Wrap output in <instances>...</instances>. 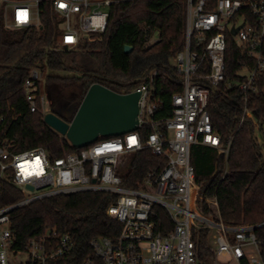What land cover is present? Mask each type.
Returning a JSON list of instances; mask_svg holds the SVG:
<instances>
[{"label": "built area", "instance_id": "1", "mask_svg": "<svg viewBox=\"0 0 264 264\" xmlns=\"http://www.w3.org/2000/svg\"><path fill=\"white\" fill-rule=\"evenodd\" d=\"M40 1L0 0L6 27L38 26ZM50 1L61 20L55 49L60 50L75 49L83 39H102L115 0ZM234 28H238L235 36ZM229 35L253 62L239 74L240 80L226 75ZM184 38L183 49L173 58L182 91L172 98L171 117H156L161 101L156 92L159 70L155 69L132 91L140 92L135 132L101 139L53 159L43 148L16 151L5 133L0 136V177L25 195L23 201L0 209V264H70L67 258L74 243L57 230L31 239L24 250L14 248L10 213L40 199L86 191L118 195L108 215L121 229L115 237L93 238V256L80 264H264V221L225 225L218 199L202 193L191 163L194 145L229 156L231 141L223 145L207 111L211 90L224 82L245 94L259 90L264 77V0H185ZM157 41L153 37L150 43ZM43 82L42 71L34 68L24 93L29 111L41 113L44 119L50 106ZM245 115L252 117L246 107L241 123ZM142 127L151 130L145 142L139 132ZM144 149L163 157L165 165L149 173L138 188L126 187L119 168L126 157ZM227 172L228 165L224 175ZM157 208L167 212L171 228L159 229Z\"/></svg>", "mask_w": 264, "mask_h": 264}, {"label": "trees", "instance_id": "2", "mask_svg": "<svg viewBox=\"0 0 264 264\" xmlns=\"http://www.w3.org/2000/svg\"><path fill=\"white\" fill-rule=\"evenodd\" d=\"M40 23L21 29L5 25L0 10V136L5 133L16 151L43 148L50 158L77 151L56 131L45 124L41 113L29 111L24 84L34 68L44 75L42 87L50 111L71 121L89 88L100 84L119 93H131L155 69L161 109L157 118L172 116V98L182 91L181 79L171 63L183 49L185 0H115L109 8L107 32L102 39H83L75 49L58 47L61 20L53 2L41 0ZM153 37L158 41L150 43ZM133 46L131 54L126 46ZM160 55L163 62L151 64L136 75L133 61ZM243 48L229 35L226 49L228 79H242L239 74L252 65ZM257 93L245 94L238 88H227V82L214 87L208 100V114L213 130L231 147L228 158L218 151L194 145L191 163L196 183L202 193L218 199L220 217L225 225L237 226L264 221V159L256 129L264 125V77ZM72 110L68 115L60 108ZM252 114L245 115L244 108ZM143 141L151 130L139 129ZM124 159L125 172L119 171L124 185L138 188L153 170H161L165 159L144 149ZM228 172L224 175L225 167ZM21 193L9 180L0 177V209L23 201ZM118 195L106 191L60 194L34 201L11 211L13 247L24 250L29 241L48 230L68 234L73 252L70 264H80L93 256L91 240L100 236L115 237L121 226L109 215ZM158 227L171 228L167 212L157 208Z\"/></svg>", "mask_w": 264, "mask_h": 264}, {"label": "water", "instance_id": "3", "mask_svg": "<svg viewBox=\"0 0 264 264\" xmlns=\"http://www.w3.org/2000/svg\"><path fill=\"white\" fill-rule=\"evenodd\" d=\"M238 28L232 30L236 35ZM133 46H126L125 53L131 54ZM140 58L133 61V69ZM140 92L116 93L107 87L94 84L84 97L71 121L50 111L44 122L71 144L73 149L87 148L101 139L124 136L139 127ZM29 190H33L28 186Z\"/></svg>", "mask_w": 264, "mask_h": 264}, {"label": "rangeland", "instance_id": "4", "mask_svg": "<svg viewBox=\"0 0 264 264\" xmlns=\"http://www.w3.org/2000/svg\"><path fill=\"white\" fill-rule=\"evenodd\" d=\"M16 1H24V2H34V0H16ZM162 59H159L157 55H150L148 57L145 58H140L135 67H134V73L136 75H138L139 73L145 71L151 64H159L162 63ZM172 64H174V61H171ZM45 78V77H44ZM60 112L66 113L68 115H71L73 113L72 110L69 109H65L63 107L60 108ZM256 136L259 140V143L261 145V153L264 159V125L262 127V130H260V126L257 127L256 129ZM127 159L129 157H126ZM125 162H123L124 164ZM127 169L123 168L120 166L119 171L121 172H125Z\"/></svg>", "mask_w": 264, "mask_h": 264}]
</instances>
